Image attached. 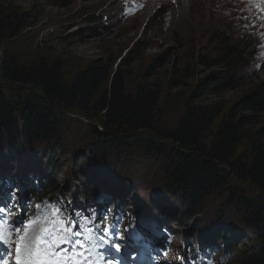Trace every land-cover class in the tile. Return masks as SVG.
<instances>
[{
	"label": "rangeland",
	"instance_id": "rangeland-1",
	"mask_svg": "<svg viewBox=\"0 0 264 264\" xmlns=\"http://www.w3.org/2000/svg\"><path fill=\"white\" fill-rule=\"evenodd\" d=\"M183 1L76 0L68 8H59L38 0H14L33 20L19 38L0 42V74L4 60L10 65L12 57L25 68L42 63L61 67L70 78L90 65L111 64L115 71L125 62L126 93L134 95L140 86L153 84L161 98L154 128L116 135L119 140L81 111L56 106L57 136L48 142L34 139L22 131L24 121L18 114L19 133L2 138L0 161L16 165L26 157L36 159L46 175L44 188L49 186L51 193L64 199L83 197L85 183L89 187L102 184L130 203L149 209L166 207L172 214L177 247L185 231L189 241L197 238V232L215 235L219 230L237 237L238 250L258 254L263 245L260 232L247 226L237 200L239 195L253 197V188L224 187L204 197L199 208L190 206L179 192L168 191L171 171L181 157L173 153L169 141L156 137L159 130H174L188 106L224 107L227 114L263 86L264 24L259 13L253 12L260 0ZM226 32L252 39L256 45L253 63L237 71L233 89L210 95L197 88L219 71L208 65L216 57L219 35ZM258 127L264 128V113ZM211 138L209 134L204 141L209 143ZM230 254L227 264H243V254L234 249Z\"/></svg>",
	"mask_w": 264,
	"mask_h": 264
},
{
	"label": "trees",
	"instance_id": "trees-1",
	"mask_svg": "<svg viewBox=\"0 0 264 264\" xmlns=\"http://www.w3.org/2000/svg\"><path fill=\"white\" fill-rule=\"evenodd\" d=\"M38 1L68 8L76 0ZM32 18L31 13L22 10L14 0H0V42L19 38L31 27ZM216 46V57L208 66L217 67L219 71L209 75L197 88L210 95L234 88L237 71L253 63L256 48L252 39L229 32L219 35ZM6 62L7 59L0 74V141L19 133L18 114L24 121L23 132H28L34 139L50 141L58 133L54 106L68 112L77 109L89 120L102 125L104 131L118 136L154 128L161 91L150 84L140 86L134 95L127 94L122 73L125 62L115 71L111 70V64L90 65L71 78L58 66L49 67L42 63L25 68L14 57L10 65ZM263 113L264 83L227 114H224V107L188 106L184 118L174 130H159L156 137L169 141L173 153L181 157L171 171L168 191L179 192L190 206L198 205L196 208H199L204 197L224 187L241 185L253 188V197L239 195L237 200L241 203L247 226L260 232L262 247L264 128L258 126ZM219 119L220 125L214 130ZM99 133L96 130V134ZM209 134L212 138L208 143L204 139ZM83 190L88 195L95 194L94 187L87 183ZM228 238L222 232L214 235L217 243L225 240L230 248L235 247L236 253L243 254L240 255L243 264H264V248L261 247L258 254H247L238 250L237 240Z\"/></svg>",
	"mask_w": 264,
	"mask_h": 264
},
{
	"label": "snow or ice",
	"instance_id": "snow-or-ice-1",
	"mask_svg": "<svg viewBox=\"0 0 264 264\" xmlns=\"http://www.w3.org/2000/svg\"><path fill=\"white\" fill-rule=\"evenodd\" d=\"M20 199L15 190L7 198L0 195V264H117L121 236L104 218L54 207L52 219L45 217L37 231L33 225L41 219V206H36L35 217H28ZM14 215L19 218L10 219Z\"/></svg>",
	"mask_w": 264,
	"mask_h": 264
},
{
	"label": "bare ground",
	"instance_id": "bare-ground-1",
	"mask_svg": "<svg viewBox=\"0 0 264 264\" xmlns=\"http://www.w3.org/2000/svg\"><path fill=\"white\" fill-rule=\"evenodd\" d=\"M185 1V0H184ZM183 1V2H184ZM225 1V0H224ZM249 2H254V0H248ZM226 2V1H225ZM186 3V2H185ZM142 4V3H141ZM143 5V4H142ZM188 5V4H187ZM244 8V6H242ZM144 9V7H143ZM195 9V8H194ZM181 10V9H180ZM182 12V11H181ZM180 12V13H181ZM184 12V11H183ZM254 13H259V20L261 21V23L264 24V0H260L259 1V5H256V7L253 9ZM179 17V16H178Z\"/></svg>",
	"mask_w": 264,
	"mask_h": 264
},
{
	"label": "water",
	"instance_id": "water-1",
	"mask_svg": "<svg viewBox=\"0 0 264 264\" xmlns=\"http://www.w3.org/2000/svg\"><path fill=\"white\" fill-rule=\"evenodd\" d=\"M107 135H108V136L115 137L117 140H119V138H120V137L116 136L115 134H111V133H109V134H107Z\"/></svg>",
	"mask_w": 264,
	"mask_h": 264
}]
</instances>
